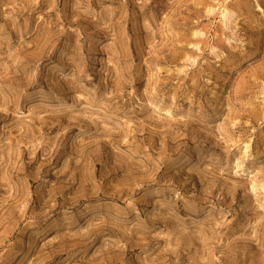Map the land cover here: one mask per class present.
Listing matches in <instances>:
<instances>
[{
	"label": "rangeland",
	"instance_id": "374dc122",
	"mask_svg": "<svg viewBox=\"0 0 264 264\" xmlns=\"http://www.w3.org/2000/svg\"><path fill=\"white\" fill-rule=\"evenodd\" d=\"M0 264H264V0H0Z\"/></svg>",
	"mask_w": 264,
	"mask_h": 264
}]
</instances>
